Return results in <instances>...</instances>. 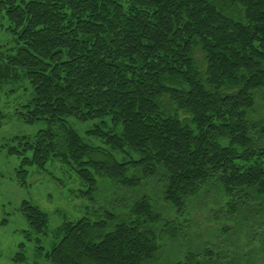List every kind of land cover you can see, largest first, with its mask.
I'll list each match as a JSON object with an SVG mask.
<instances>
[{
    "label": "trees",
    "instance_id": "trees-1",
    "mask_svg": "<svg viewBox=\"0 0 264 264\" xmlns=\"http://www.w3.org/2000/svg\"><path fill=\"white\" fill-rule=\"evenodd\" d=\"M0 9L17 41L0 55V99L24 122L47 123L4 144L22 156L21 185L30 167L58 160L76 168L92 201L113 191L55 229L48 261L263 262L264 239L252 240L264 225V0H1ZM72 117L98 120L88 133L106 148ZM209 204L233 222L216 229L224 243L190 228ZM22 210L48 233L46 210L29 201Z\"/></svg>",
    "mask_w": 264,
    "mask_h": 264
},
{
    "label": "rangeland",
    "instance_id": "rangeland-1",
    "mask_svg": "<svg viewBox=\"0 0 264 264\" xmlns=\"http://www.w3.org/2000/svg\"><path fill=\"white\" fill-rule=\"evenodd\" d=\"M16 45V34L12 29V24L8 20L5 10L0 9V55L11 53ZM26 82L27 80L25 79L20 81L24 85ZM6 100V95L1 94L0 264H52L48 261L46 253L52 247V237H54L53 232L55 229L65 219L75 220L83 216L88 208L95 206L94 200L101 201V205L102 203L105 204L113 196V191L112 189H107L103 196H101V193H94L92 195L94 200L92 201L89 195H83V192L88 190L89 187L81 182L76 168L58 160L48 162L44 169L36 170L30 167L31 172H34L31 178L27 180V185L22 186L17 173L21 165L22 156L9 154L7 146H4V144L6 140L14 136H33L39 130L46 128L47 123L43 120L34 124L24 122L16 113V108L19 107H7ZM69 121L89 144L106 148L101 138L88 133V130L97 126L98 120L81 121L72 117ZM116 156L120 161H124L132 158L133 155L128 151L125 154L116 153ZM103 186L107 187L108 185L101 181L98 184V191L102 190ZM125 190L124 192L127 193ZM136 194L137 192H129L126 198L134 200ZM25 201L39 205L50 214L48 233H39L32 228L22 210V205ZM171 216L173 217L174 214ZM227 216L228 213L223 211V209L209 204L207 207H200L199 211H194L189 216V225L191 228L192 224V231L200 234L202 239L215 243L218 241L224 243L225 238L216 229L220 225L222 227L224 224H233L231 220L226 218ZM263 228L264 225L254 226L253 230H258V234L252 240L254 241L253 245L257 246L264 241H261V239H264V233L263 235L259 234ZM179 242L183 241L167 242L164 256L168 258V252L171 251V247L176 249L178 247L179 249V246H181ZM258 264H264V260L263 262L258 260Z\"/></svg>",
    "mask_w": 264,
    "mask_h": 264
}]
</instances>
